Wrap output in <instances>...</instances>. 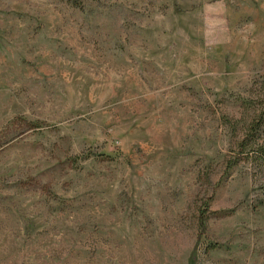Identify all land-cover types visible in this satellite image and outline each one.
Returning <instances> with one entry per match:
<instances>
[{"label":"rangeland","instance_id":"obj_1","mask_svg":"<svg viewBox=\"0 0 264 264\" xmlns=\"http://www.w3.org/2000/svg\"><path fill=\"white\" fill-rule=\"evenodd\" d=\"M254 141L264 0H0V264H264Z\"/></svg>","mask_w":264,"mask_h":264},{"label":"trees","instance_id":"obj_2","mask_svg":"<svg viewBox=\"0 0 264 264\" xmlns=\"http://www.w3.org/2000/svg\"><path fill=\"white\" fill-rule=\"evenodd\" d=\"M263 122V116H257L256 120L251 122V127L248 130V133L246 134L245 138L241 141V146L243 149L246 148V146L249 145L248 139L250 138L249 136L253 134V131L258 130L260 124ZM258 123V124H256ZM256 124V125H255ZM256 142V143H255ZM254 146L256 148L255 152L258 154L259 159L264 163V141H254Z\"/></svg>","mask_w":264,"mask_h":264}]
</instances>
